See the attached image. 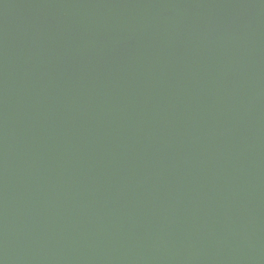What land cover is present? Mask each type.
<instances>
[{"label": "water", "instance_id": "water-1", "mask_svg": "<svg viewBox=\"0 0 264 264\" xmlns=\"http://www.w3.org/2000/svg\"><path fill=\"white\" fill-rule=\"evenodd\" d=\"M0 264H264V0H0Z\"/></svg>", "mask_w": 264, "mask_h": 264}]
</instances>
